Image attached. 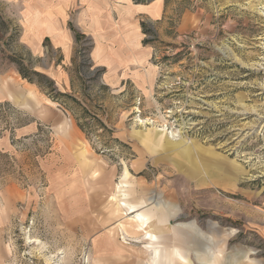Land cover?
<instances>
[{"label": "rangeland", "instance_id": "374dc122", "mask_svg": "<svg viewBox=\"0 0 264 264\" xmlns=\"http://www.w3.org/2000/svg\"><path fill=\"white\" fill-rule=\"evenodd\" d=\"M166 4L113 87L92 35L68 20L71 56L49 37L37 54L0 0V87L40 71L36 104L60 112L0 88V264H264V0ZM125 180L149 216L118 206Z\"/></svg>", "mask_w": 264, "mask_h": 264}, {"label": "crops", "instance_id": "0c3cea01", "mask_svg": "<svg viewBox=\"0 0 264 264\" xmlns=\"http://www.w3.org/2000/svg\"><path fill=\"white\" fill-rule=\"evenodd\" d=\"M17 1L20 4V15H22L23 22L22 40L25 44L40 54L44 47V40L49 37L54 48H61L66 56L70 57L74 33L66 23L71 20L82 34L93 36L94 61L106 67V83L113 87L122 85L124 70L128 67L141 68L148 65L150 49L148 45L143 44L140 24L142 18L155 21L170 12L166 0H153L145 4L134 0ZM196 14L203 15L202 13ZM184 15H194V13L186 11ZM64 36L69 39L64 41ZM59 40L64 42H59ZM22 80L25 81V85L21 89L14 88L11 83L2 82L0 88L5 101L27 111L38 110L45 117L54 114L55 119H59L58 109L56 111L49 108L40 110L36 104L37 97L41 94L38 86L25 78ZM7 87H10L9 90ZM32 114L36 120L44 121L35 112ZM35 127L36 123L33 122L30 128L33 130ZM19 130L24 133L27 127H21ZM86 150L85 148V152ZM220 168L227 169L222 166ZM126 183L125 180L120 184L124 188L122 192L124 199L120 198L121 193L119 192L118 206L129 212H142L143 216H149L146 215L149 214L147 209H140L145 201L130 202Z\"/></svg>", "mask_w": 264, "mask_h": 264}, {"label": "trees", "instance_id": "16d2710c", "mask_svg": "<svg viewBox=\"0 0 264 264\" xmlns=\"http://www.w3.org/2000/svg\"><path fill=\"white\" fill-rule=\"evenodd\" d=\"M17 60H19V59H17ZM19 62L20 61H18V64L21 63V62L20 63ZM18 70H19V72L23 78H26L30 82L37 83L41 88H43L45 86V84H47L51 87H54V82L52 80H50L49 78H46L45 75L43 73H41L40 71H36L34 69L23 67L21 65H19ZM52 98L55 100L54 96H52Z\"/></svg>", "mask_w": 264, "mask_h": 264}]
</instances>
